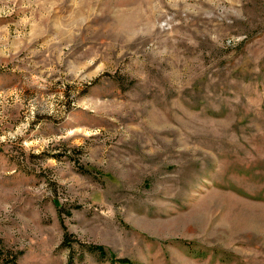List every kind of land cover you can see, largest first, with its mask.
<instances>
[{
	"label": "rangeland",
	"instance_id": "obj_1",
	"mask_svg": "<svg viewBox=\"0 0 264 264\" xmlns=\"http://www.w3.org/2000/svg\"><path fill=\"white\" fill-rule=\"evenodd\" d=\"M0 264H264V0H0Z\"/></svg>",
	"mask_w": 264,
	"mask_h": 264
},
{
	"label": "trees",
	"instance_id": "obj_2",
	"mask_svg": "<svg viewBox=\"0 0 264 264\" xmlns=\"http://www.w3.org/2000/svg\"><path fill=\"white\" fill-rule=\"evenodd\" d=\"M94 248H96V247H92V249L94 250ZM99 252H100V254L102 255V256H106V252H104V250H103V248H101V247H98V248H96ZM111 260L112 261H115V262H123L124 260H122V259H116L115 257H111Z\"/></svg>",
	"mask_w": 264,
	"mask_h": 264
}]
</instances>
